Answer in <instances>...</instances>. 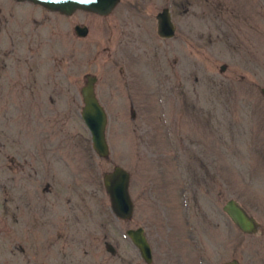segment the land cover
<instances>
[{"label":"rangeland","instance_id":"rangeland-1","mask_svg":"<svg viewBox=\"0 0 264 264\" xmlns=\"http://www.w3.org/2000/svg\"><path fill=\"white\" fill-rule=\"evenodd\" d=\"M141 1L144 12L121 3L100 16L0 0L13 10L2 20L17 19L1 27L11 47H0V264H44L11 232L13 187L88 189L87 203L98 205L115 165L130 174L132 218L112 215L106 230L96 219L95 237L65 244L74 250L58 264H147L125 234L136 227L150 264H264V0H187L176 41L160 37L154 19L170 0ZM86 74L108 116L104 160L80 117ZM45 140L65 146L54 154L69 164L52 157L57 175L41 168ZM30 160L39 174L28 181ZM231 198L256 219L255 233L225 214Z\"/></svg>","mask_w":264,"mask_h":264},{"label":"flooded vegetation","instance_id":"flooded-vegetation-1","mask_svg":"<svg viewBox=\"0 0 264 264\" xmlns=\"http://www.w3.org/2000/svg\"><path fill=\"white\" fill-rule=\"evenodd\" d=\"M134 1L135 0L133 1L119 0L118 4L112 9L110 13H112L115 10V8L121 3H124L125 7L134 8L138 11L141 10V12H144L145 2L141 1V5H140L139 2L135 3ZM15 2H17L18 4L30 3L32 5H36L41 9V12L50 11L38 4H34L27 0H15ZM187 2H188L187 0H170L168 6L163 7L160 11H158L155 14L154 19L156 24V32L158 35L159 33H158L157 15L164 8H167L169 11L171 24L173 25V36L169 38H171L173 41H176L181 38L182 36V33L180 32L181 27L179 23H177V19L184 13V7H186L185 3ZM9 11L11 12L13 10L5 9L0 4V47H5V46L11 47L10 44H8L7 42L4 45H2V38H1V27L5 26L7 31H10L9 26L11 20H17L16 17L14 16H9V21L2 20V14L6 15V12L7 14H9ZM229 13L230 12H226L227 16L229 15ZM94 14L100 15L97 13ZM10 39L12 38L10 37ZM0 64L4 65V61H2L1 59H0ZM10 94L11 93L8 92V95ZM1 99L5 100L6 95L4 97H0V100ZM89 142H90L89 146H91L92 151L99 159L101 160L108 159L98 156L92 147L91 140ZM42 143L44 144V146L46 145L47 149H45L44 146H42L43 149L41 150L39 156V162L41 163V168L44 172L50 171L54 173V175H57L61 170L59 171L55 169L54 166L55 163L52 160V157L55 156L54 151L58 152L59 149L58 147L64 148L65 146H59V144H57L58 141L45 140L42 141ZM75 148L76 146L72 147L73 152H75ZM86 150H88V148ZM45 158L47 159L49 158L50 160H46ZM54 158L57 162L62 160L65 161V164L67 163L69 164V162H66V160L63 157H58L56 155ZM51 162L52 164L50 165ZM91 165L92 164H89V166ZM71 166H73V164H71ZM27 167H28V172L26 173L27 180L31 181L33 174L38 175L39 171L36 169V167L34 166L31 160L29 161ZM31 170H34L35 173L31 172ZM71 174L73 175L74 173L71 172ZM11 190L13 191L10 200V211L12 218L11 232L16 238L22 237L24 239L23 241L30 244L31 250L33 249V251L34 250L41 251L43 255L42 260L44 261V264H58V261L62 263L66 255L65 252L68 251L69 254L74 250V248L71 247H68V249L66 250V247L68 245L79 243L81 239H84L85 241L86 238L91 239V237H95L94 234L95 228L93 226L96 219L99 220V228L104 227L105 230L107 227L111 228L110 225H111L113 212H112L109 196L106 193L104 186H103V191L105 192V197H103L104 195H99L100 203L98 205L87 203V197L92 196L91 194L87 193L89 192L88 189H80L76 187L73 188L55 187L49 181H46L44 185H42V187L39 189H30L27 187L26 189L23 190L24 192H21L22 191L21 189L13 187ZM20 202H22L21 205L23 206L21 208H20ZM22 208L23 211L20 210ZM118 220H122V219H118ZM122 221L128 222L130 220H122ZM128 229L130 228H127L126 230ZM106 236H107V231L104 233V238H106ZM104 240L106 243V239ZM65 244L67 245L66 247ZM37 245H39V247L34 248V246ZM108 245L109 244H107V247ZM19 250L21 252H24V249L21 246H19Z\"/></svg>","mask_w":264,"mask_h":264},{"label":"water","instance_id":"water-1","mask_svg":"<svg viewBox=\"0 0 264 264\" xmlns=\"http://www.w3.org/2000/svg\"><path fill=\"white\" fill-rule=\"evenodd\" d=\"M38 4L50 11L60 12L63 15H72L76 10H83L100 15L109 14L118 4L119 0H27ZM158 33L160 36L169 38L173 36V25L167 8L158 15ZM76 35L83 37L87 34L86 26L75 25ZM223 68V66L221 67ZM97 78L86 74L85 82L80 88L83 106L80 117L89 131L93 149L102 158L109 157V145L106 138L108 116L98 100L95 92ZM264 97V86L260 88ZM103 186L109 196L113 215L122 220H130L133 216L134 204L130 195V174L119 165H115L110 171L103 174ZM223 211L243 233L253 234L258 229L256 219L234 199H229L223 206ZM126 236L137 248L141 259L147 264L152 263L153 256L151 246L146 237L143 227L126 230ZM108 249L113 248L108 245ZM219 264H240L238 259L232 258Z\"/></svg>","mask_w":264,"mask_h":264}]
</instances>
